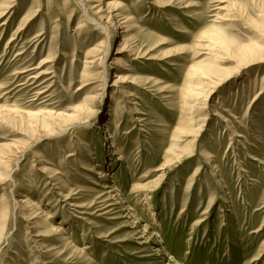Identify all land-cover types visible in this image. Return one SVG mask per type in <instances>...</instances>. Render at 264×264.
<instances>
[{
  "label": "rangeland",
  "instance_id": "obj_1",
  "mask_svg": "<svg viewBox=\"0 0 264 264\" xmlns=\"http://www.w3.org/2000/svg\"><path fill=\"white\" fill-rule=\"evenodd\" d=\"M85 2L0 0V264H264V0Z\"/></svg>",
  "mask_w": 264,
  "mask_h": 264
},
{
  "label": "bare ground",
  "instance_id": "obj_2",
  "mask_svg": "<svg viewBox=\"0 0 264 264\" xmlns=\"http://www.w3.org/2000/svg\"><path fill=\"white\" fill-rule=\"evenodd\" d=\"M103 4H105V2H104V0H86V2L84 3V4H82L83 6H84V9L86 10L85 12H84V14L87 16V18H88V21L90 20V17L88 16V14H91V9L93 8H97L96 10H97V12H102L101 11V8L103 7ZM117 5V4H116ZM115 5V6H116ZM113 6V5H112ZM118 6V5H117ZM186 7L188 6L187 4L185 5ZM114 8V7H113ZM117 7H115V9L114 10H117L116 9ZM95 12V11H94ZM111 14V13H110ZM120 14L117 12V13H114V14H112V16H113V18H117L118 16H119ZM111 17V16H110ZM109 17V18H110ZM113 18H112V20H113ZM92 19V18H91ZM86 20V19H85ZM114 21V20H113ZM127 21H128V18H125V19H122V20H118V21H115V22H112V25L114 26H112L115 30H120L119 31V34H122V33H124V32H126V31H128L129 30V26H127V25H125V24H127ZM80 23V22H79ZM84 25H83V23H80V24H78L77 25V27H76V29H81L82 27H83ZM132 28V27H131ZM123 36H125V35H123ZM128 41H126V43H127ZM100 45H102V44H100ZM126 45V44H125ZM103 46H104V44H103ZM100 47H102V46H100ZM111 47V46H110ZM103 48H105L104 50H108L109 49V45L107 46H104ZM102 49V48H101ZM102 54V53H101ZM106 56V55H105ZM103 58V57H102ZM104 59V58H103ZM106 59V58H105ZM44 62H42L41 64H43ZM225 79H226V77H225ZM254 99H256V96L254 97ZM253 99V100H254ZM73 125V124H72ZM183 131V130H182ZM117 189H119L117 186H114V187H112L109 191L110 192H113V191H115V190H117ZM101 196H103V194L101 195ZM100 195H99V197H101ZM107 197L110 199V196L109 195H107ZM148 200V199H147ZM23 202V201H22ZM147 203V202H146ZM111 205V204H110ZM106 206H109V204H107ZM203 220L204 219H202V220H200V221H197L196 222V224H199V223H201V222H203ZM262 247H264V244L262 245ZM87 248V247H86ZM85 251L84 250H81L80 251V253H84Z\"/></svg>",
  "mask_w": 264,
  "mask_h": 264
}]
</instances>
